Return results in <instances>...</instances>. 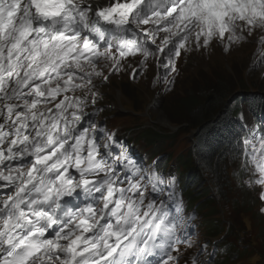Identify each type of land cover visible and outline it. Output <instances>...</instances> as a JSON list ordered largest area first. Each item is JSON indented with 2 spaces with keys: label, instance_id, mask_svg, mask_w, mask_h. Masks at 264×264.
<instances>
[{
  "label": "snow or ice",
  "instance_id": "1",
  "mask_svg": "<svg viewBox=\"0 0 264 264\" xmlns=\"http://www.w3.org/2000/svg\"><path fill=\"white\" fill-rule=\"evenodd\" d=\"M134 29L164 33L160 63L175 70L181 50L264 44V0H0V264H160L182 242L174 194L92 115L101 62L152 54L123 41ZM256 159L264 185V148Z\"/></svg>",
  "mask_w": 264,
  "mask_h": 264
},
{
  "label": "trees",
  "instance_id": "2",
  "mask_svg": "<svg viewBox=\"0 0 264 264\" xmlns=\"http://www.w3.org/2000/svg\"><path fill=\"white\" fill-rule=\"evenodd\" d=\"M247 85L253 86L257 95H262L260 100H263L262 106H264V83L256 80L251 82L246 78L241 87L237 88L228 75L210 78L203 72H199V77L188 87H184L180 98L177 94L172 95L163 108L172 124H185L188 130H199L196 136L199 143L196 152L198 161L196 164L189 161L190 164L187 165L189 183L194 184L188 195L192 197L193 205L200 203L201 193L205 195L202 205L209 211L206 215L208 236H221L225 230L222 215L216 209L211 193L208 191L209 188H213L216 196L221 198L222 206L226 213L228 212L227 218L232 222L225 239L228 241L225 244L226 252L220 256L222 262L218 264H227L225 259L234 261L238 256L249 255L248 244L253 246L254 243H259L257 251L264 255V221L262 220L264 216L254 207L256 198L254 194L246 193L243 188H240L236 197L234 194L236 191L227 178L226 160L231 163L236 161L233 147H230L231 143L227 145L224 137H221L216 144L206 142L208 134L216 129L214 127L220 120H229L230 114L226 109L227 99L241 90L246 92ZM128 86L131 85L128 84ZM171 138L175 140L174 137ZM203 174L210 176V183L204 181ZM244 215H248L247 218H242ZM249 227L255 234L248 235ZM240 245L244 246V249Z\"/></svg>",
  "mask_w": 264,
  "mask_h": 264
},
{
  "label": "clouds",
  "instance_id": "3",
  "mask_svg": "<svg viewBox=\"0 0 264 264\" xmlns=\"http://www.w3.org/2000/svg\"><path fill=\"white\" fill-rule=\"evenodd\" d=\"M142 33L143 32H141V34ZM133 34H135V29L130 33L124 34L122 39L128 37V35H133ZM163 35L164 33L161 34V36ZM142 36H144V33L142 34ZM140 42H143V44L146 43V41L143 39H141ZM159 43L160 41L157 40V43L154 44V47H156L158 50L159 48L157 47V45ZM244 45L252 47V52H250V55L252 57L251 64L249 65L248 69L245 70V76H248L247 75L248 73L250 75L253 73L262 74L260 77L255 76L256 78H260L261 79L260 81L256 79H252V80L248 78L247 79L251 82L256 80L258 82H262L263 84L264 83V44L259 42V36H255V37L250 36L242 43L239 44L234 43L231 46L229 52ZM223 48H224L223 45L213 42L207 48L202 46L200 49L190 52H185L184 50H181L182 55L180 58L176 60V63L174 65L175 70L169 69L170 72L168 73L163 72L164 68L161 66L160 63V57L162 56V53H160V51L157 56H151L153 55L151 54L146 60L142 55L119 58L118 67L110 66L113 65L112 60L104 61L103 63H101L102 65L101 70L103 71L104 75L109 76V79L113 78V76H118L120 74L123 75L126 74L128 75V77L120 78L117 81L113 80L114 85L110 86V88H107L108 90L106 91L104 89L107 83L101 88V92L103 93V98L98 102L97 108L102 110L95 111L92 114L94 121L102 127L104 126L102 122H105L107 118H110L109 121L111 120L122 121L123 125L116 130L115 136L116 139L121 141L123 144L125 142L129 144V146H126V151L130 155V157L132 159H137L134 153H136V151L138 150L139 144H143L148 147L151 154V158L141 159L140 162H137L139 167H141L143 170H147L151 166H154L155 168H158L159 164L162 166L161 162L166 163L168 160H170L169 158L171 156L172 148L174 145L180 143L182 140L185 139V137L191 138V141L196 142L197 141L196 136L198 135L199 130H188V127L185 124L184 125L172 124L173 125L172 127L174 128L175 127L178 129L182 127H184V129L187 128L188 132L187 133L183 132L184 134L182 136H179L178 130L175 132L173 131L169 132L167 130L158 129L148 121L147 123L149 127H147L146 124L145 126L141 127L138 124H141L142 122L136 120L135 118L138 117L145 119L146 116H152L153 114L159 112L160 110H163V112L165 113L163 109L165 105L162 107L161 102L164 101L165 96H168L170 94L174 95V90L176 88L177 85L176 83L178 81V78L185 73L187 65L188 63H190L191 60H192L191 62L192 66L194 68L188 70L183 77V81L181 82V89H180L182 93L184 87L186 86L188 87L194 80H196L199 77V72H203L205 76L211 78L212 76H208L206 72L203 70V67H200V64L202 62L208 61L209 59L204 57L210 56L214 51H218L223 55H227L229 52L227 53L224 52ZM196 55H200L202 57L196 59L195 57ZM133 72L136 73L135 79L132 78ZM231 78L233 79V77ZM140 79L141 80L147 79L145 82H148L150 89H152V87L158 88V92H156L154 96H152L149 99V103L147 104L145 111L140 112V110L134 108V106H130L131 110L128 108L124 110L123 109L115 110L114 107L111 105V103H113L111 98L113 91H119L123 94L125 93V88L128 91L129 89L136 91L138 89V85L135 84L134 81H138ZM245 79L246 77L244 78V80ZM121 80H124L125 82H122ZM128 84H130L131 86H128ZM235 87L239 88L241 87V85L239 87L238 86ZM247 87L249 86L247 85ZM257 94L258 93L255 92H245L241 90L237 94L230 96L227 99L226 109L231 99L233 100L239 98L244 101H249L250 105L248 106V108L254 109L255 113L258 112L259 114H264V106H262L263 100H260L262 95H257ZM76 95H80V92L77 91ZM171 96L167 97V100H169ZM166 102L167 101H165V104ZM149 111H151L152 113L149 114L148 113ZM150 132H153L154 134L151 135L152 133ZM121 133L123 134L120 135ZM220 134L221 132L218 131L214 133V135L215 136L217 135L218 137ZM169 135H172L175 138V140L172 139ZM149 138H151V140H149ZM119 147L120 145H117V148ZM236 162L237 160L233 163Z\"/></svg>",
  "mask_w": 264,
  "mask_h": 264
},
{
  "label": "rangeland",
  "instance_id": "4",
  "mask_svg": "<svg viewBox=\"0 0 264 264\" xmlns=\"http://www.w3.org/2000/svg\"><path fill=\"white\" fill-rule=\"evenodd\" d=\"M255 37V36H254ZM250 52H252L251 46H241L238 47L232 51H230L227 55H223L218 51H214L210 56L204 57L208 58V61L202 62L200 64V67H203V70L206 72L208 76L216 77V76H227L233 77V82L235 86H240L241 83H244V78H248L250 80L256 79L260 81V77L262 74H247L248 76H245V70L248 69L249 65L251 64V55ZM196 59L201 58L202 56L196 55ZM192 60L190 63H188L187 68L185 70V73L194 68L192 66ZM185 73L178 78L176 88L174 90V94H178L180 98L182 92L181 89V82L183 81V77ZM128 75L120 74L118 76H113V78L109 79L105 86V91L108 90L107 88H110V86L114 85L113 80H119L120 78H126ZM193 77V76H192ZM147 79H140L138 81H134L135 84L138 85V89L136 91L130 90L129 91L125 88V93H121L119 91H113V94L111 96L112 102L111 105L114 107V109H130V106H134V108H137L140 110V112H144L147 104L149 103V99L154 96L156 92H158V88L152 87L150 89L148 82H145ZM122 82H125L124 80H121ZM246 92H255L254 87L249 86L246 89ZM172 94L165 96L164 101L161 102V106L163 107L165 105V101H167V97L171 96ZM198 101V99H197ZM160 115H163L166 119V124L162 125L161 122H159L158 117ZM164 117H162L164 119ZM172 118L176 119L174 116ZM146 120L152 125L158 129L167 130L169 132H175L178 130L179 136H182L183 132H188L187 128H174L172 127V123L170 119L165 115L163 110H160L159 112L153 114L152 116H146ZM185 133V134H186ZM170 137H173L172 135H169ZM169 140V139H168ZM175 142V141H173ZM217 140H213V144H216ZM174 144V143H173ZM257 206H262V202L256 203L254 206L257 208ZM248 215L242 216V218H247ZM258 221V219H255V221Z\"/></svg>",
  "mask_w": 264,
  "mask_h": 264
},
{
  "label": "bare ground",
  "instance_id": "5",
  "mask_svg": "<svg viewBox=\"0 0 264 264\" xmlns=\"http://www.w3.org/2000/svg\"><path fill=\"white\" fill-rule=\"evenodd\" d=\"M94 2H96V0H94ZM99 2L101 3V4H108L109 3V0H99ZM162 117H164L163 115H160L159 117H158V120H159V122H161V124L162 125H165L166 124V119H165V117H164V119L162 118Z\"/></svg>",
  "mask_w": 264,
  "mask_h": 264
}]
</instances>
